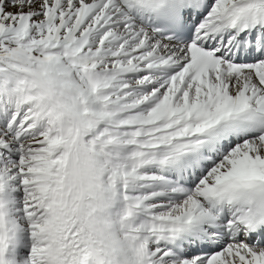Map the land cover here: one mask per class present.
<instances>
[{
  "label": "snow or ice",
  "instance_id": "6c2138e0",
  "mask_svg": "<svg viewBox=\"0 0 264 264\" xmlns=\"http://www.w3.org/2000/svg\"><path fill=\"white\" fill-rule=\"evenodd\" d=\"M0 264H264V0H0Z\"/></svg>",
  "mask_w": 264,
  "mask_h": 264
}]
</instances>
